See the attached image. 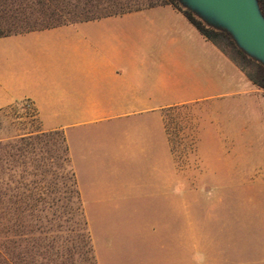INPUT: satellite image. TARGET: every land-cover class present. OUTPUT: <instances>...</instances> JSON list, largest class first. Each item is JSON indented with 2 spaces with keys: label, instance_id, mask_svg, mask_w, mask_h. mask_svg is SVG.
<instances>
[{
  "label": "crops",
  "instance_id": "crops-1",
  "mask_svg": "<svg viewBox=\"0 0 264 264\" xmlns=\"http://www.w3.org/2000/svg\"><path fill=\"white\" fill-rule=\"evenodd\" d=\"M238 73L180 11L157 5L1 36L0 110L29 102L41 131L63 132L97 264H189L173 238L189 179L174 171L159 109L237 89Z\"/></svg>",
  "mask_w": 264,
  "mask_h": 264
},
{
  "label": "rangeland",
  "instance_id": "rangeland-1",
  "mask_svg": "<svg viewBox=\"0 0 264 264\" xmlns=\"http://www.w3.org/2000/svg\"><path fill=\"white\" fill-rule=\"evenodd\" d=\"M126 1L111 0L99 8L117 10ZM128 1L131 6L145 2ZM223 48L231 60L232 51ZM231 61L239 72L237 89L228 82L209 99L159 109L174 171L189 179L184 181L190 194L183 198V211L182 197L175 198L180 207H175L173 232L174 252L182 251L177 244L184 241L189 264H264V91ZM37 129L39 118L31 103L0 110V143ZM70 173L68 167L57 171L59 183L70 186ZM16 178L13 173L12 179ZM10 185L13 189L15 183ZM58 187L54 196H63L65 187L62 183ZM9 207V220L0 226V264H97L87 215L74 193L50 207L24 202ZM89 216L101 242L104 226L98 214ZM141 255L119 263L142 264L146 256Z\"/></svg>",
  "mask_w": 264,
  "mask_h": 264
},
{
  "label": "trees",
  "instance_id": "trees-1",
  "mask_svg": "<svg viewBox=\"0 0 264 264\" xmlns=\"http://www.w3.org/2000/svg\"><path fill=\"white\" fill-rule=\"evenodd\" d=\"M110 1L0 0V37L157 5H171L222 52H225L224 46L228 47L233 53L232 56H229L231 60L237 63L257 88L264 91V65L240 50L226 31L206 25L190 10L183 8L178 0H145L136 6H131L127 0L120 3L117 10L101 11L99 7L102 4L109 5ZM258 3L264 15V0H258ZM242 63L246 64L250 70H246ZM57 137L60 138L59 141ZM59 149L62 154H59ZM67 167L71 171L70 186H66L65 182L59 183L57 178V171ZM13 173H17V178L14 180L12 179ZM12 182L15 183L13 189L10 185ZM61 183L63 187L66 186L62 191L63 196L57 195L56 197L54 194L60 192L58 186ZM12 191L14 192L12 193ZM73 193L81 203L68 146L63 133L59 130L41 131L37 129L5 143H0V226H4L8 222L7 213L12 204L24 202L50 207L62 199L69 200ZM23 212V209L19 211V213ZM35 220L40 221V217H35ZM18 225L21 226L20 223Z\"/></svg>",
  "mask_w": 264,
  "mask_h": 264
},
{
  "label": "water",
  "instance_id": "water-1",
  "mask_svg": "<svg viewBox=\"0 0 264 264\" xmlns=\"http://www.w3.org/2000/svg\"><path fill=\"white\" fill-rule=\"evenodd\" d=\"M206 25L226 31L247 56L264 65V15L258 0H178Z\"/></svg>",
  "mask_w": 264,
  "mask_h": 264
}]
</instances>
